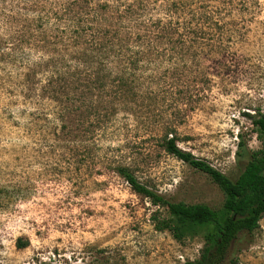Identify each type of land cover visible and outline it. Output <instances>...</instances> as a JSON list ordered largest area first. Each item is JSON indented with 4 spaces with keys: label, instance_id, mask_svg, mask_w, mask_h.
I'll return each mask as SVG.
<instances>
[{
    "label": "rangeland",
    "instance_id": "obj_1",
    "mask_svg": "<svg viewBox=\"0 0 264 264\" xmlns=\"http://www.w3.org/2000/svg\"><path fill=\"white\" fill-rule=\"evenodd\" d=\"M158 20L175 26L172 41L130 52ZM54 68L70 100L44 94ZM260 112L264 0H0V264L197 258L203 229H157L167 207L114 169L170 201L216 209L219 186L159 138L174 131L180 148L234 179L247 161L239 141L261 147L251 122ZM247 241L231 257L264 264V216Z\"/></svg>",
    "mask_w": 264,
    "mask_h": 264
},
{
    "label": "trees",
    "instance_id": "obj_2",
    "mask_svg": "<svg viewBox=\"0 0 264 264\" xmlns=\"http://www.w3.org/2000/svg\"><path fill=\"white\" fill-rule=\"evenodd\" d=\"M154 27L151 39L137 34L135 44L137 46H127L130 51H137L142 43L146 47L158 50L153 41L167 39L172 41L175 34V26L170 22L161 25V21H151ZM78 28V27H76ZM189 28V26H186ZM85 27L80 28V31ZM189 30V29H188ZM81 34L79 31H77ZM141 42L140 45L138 43ZM21 43V42H20ZM62 69V68H61ZM74 82L77 76L74 73L68 75ZM59 69H50L44 76L42 83L45 88L44 94L51 101L62 98L64 101L73 98L69 95V89L58 84L62 80ZM64 80V78H63ZM100 80L93 81L101 84ZM99 82V83H96ZM60 85L59 87H57ZM82 83L74 84L72 89L81 86ZM60 88L63 93L56 89ZM251 122L256 128L257 137L261 147L256 150L245 151L243 141L238 143L236 155L247 154V161L243 170L234 179L210 166L204 160L194 157L190 152L183 150L177 144V136L174 131H166L161 138V146L167 153L184 161L191 167L206 173L224 193V200L220 207L213 209L202 203L186 204L183 202H173L157 192L150 190L140 183L136 176L126 167H116L114 172L130 186V189L141 197L147 198L153 205H165L168 209L170 218L168 220L156 221V228L159 230L172 229L170 223L173 221L179 224H190L203 229V245L199 256L192 260H185L182 264H237L230 252L234 245L243 240H249V235L259 227V220L264 216V112L251 116ZM172 132V133H171ZM173 237L179 239L180 233L172 231ZM250 243V241H247Z\"/></svg>",
    "mask_w": 264,
    "mask_h": 264
}]
</instances>
